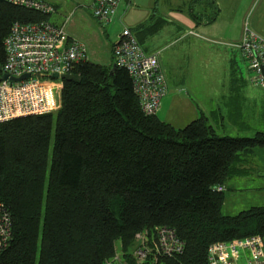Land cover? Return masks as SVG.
<instances>
[{
  "label": "trees",
  "instance_id": "1",
  "mask_svg": "<svg viewBox=\"0 0 264 264\" xmlns=\"http://www.w3.org/2000/svg\"><path fill=\"white\" fill-rule=\"evenodd\" d=\"M53 13L0 0V81L13 25ZM114 65L81 63L80 83L59 80L56 115L0 123V202L12 216L0 264H106L119 252L138 264L136 235L158 227L175 230L185 246L159 264H208L216 242L264 237V207L221 212L226 180L264 146V133L221 136L205 116L183 128L146 116L129 73H111Z\"/></svg>",
  "mask_w": 264,
  "mask_h": 264
},
{
  "label": "built area",
  "instance_id": "2",
  "mask_svg": "<svg viewBox=\"0 0 264 264\" xmlns=\"http://www.w3.org/2000/svg\"><path fill=\"white\" fill-rule=\"evenodd\" d=\"M5 1L44 14L55 11L52 5L42 1ZM124 4L125 0H93L90 4L92 16L103 24H112L123 18L129 7ZM120 26L119 41L113 52L114 64L129 73L142 112L146 116H154L169 91L160 53H146L135 33L121 20ZM4 46L6 61L3 72L8 78L0 81V123L56 112L59 108L54 106L49 96L54 86L53 75L75 74L79 64L90 62L88 44L70 36L66 25L59 26L50 21L15 23ZM228 46L234 48L246 63L247 81L264 89V37L252 30L245 19L240 41ZM25 75L29 77L12 81V78ZM216 190L224 191L223 187H216ZM135 239L139 245L133 256L138 264H159L161 258L184 254V243L176 231L168 227L156 228L152 236L147 231L140 232ZM11 241L12 216L7 206L0 202V253L10 247ZM106 264L126 263L116 253ZM208 264H264V237L252 235L216 242L209 248Z\"/></svg>",
  "mask_w": 264,
  "mask_h": 264
},
{
  "label": "rangeland",
  "instance_id": "3",
  "mask_svg": "<svg viewBox=\"0 0 264 264\" xmlns=\"http://www.w3.org/2000/svg\"><path fill=\"white\" fill-rule=\"evenodd\" d=\"M61 1L65 2V4H62V9H65L66 3L69 8L75 6L74 4L71 7V0ZM127 1L129 7L125 13L124 21L127 23L129 22L127 17L132 12L136 13L140 19H143L145 7L148 5L149 0ZM232 1L238 5L241 4V7L247 5L248 12L245 19L250 24L252 30L264 37V0ZM174 2L175 0H171V3ZM179 2L180 0H177V3ZM166 3H168V1H166ZM89 4L90 3H88V7L90 6ZM188 7L189 5H181L177 10L186 11ZM220 8H222L221 12L223 14L229 15L236 10V8L230 4H222ZM84 10L88 15L92 13L91 6ZM119 30H121L120 24L115 32ZM170 40L166 42L158 41L159 43L155 48L156 51H162V55H159V59L161 58L162 66L164 71H166V77H168L167 79H169L174 87V90L168 91L162 102L172 94L180 93L188 96L195 104L205 108L208 106L210 108L214 105L224 116H227L228 113L233 111L236 114L234 121L238 124L234 125L228 120L222 121L219 129L220 133H218L221 136L254 137L257 133H264V89L253 86L247 81L246 63L242 62L237 51L235 52L231 49L221 47L204 48L196 44V50L194 51L193 45L191 46V44L195 42L193 40H188L181 44H173L172 42V45L167 47V43L170 42ZM231 63H233L234 69L237 72L235 76L239 78L238 80L236 77H233V85L241 88L242 92L245 94V102L240 104L235 110L232 109L229 111L225 102L226 98L223 99V96H228L230 86L233 87L230 79H228V71L229 67H231ZM54 85H57L59 88V80L55 79ZM52 90L53 89L50 90V97L53 95ZM162 106L163 103L156 115H158V118L162 121L173 123L176 128H183L196 119L195 114H191V112L186 111L185 113H180L175 111V113H169L167 109L164 106L162 108ZM54 114L56 115V112H54ZM53 147L54 130L51 137L47 176H49ZM245 159L246 161L242 164V168L245 169L242 170L241 173L232 175L225 182L224 200L221 209V212L225 216H235L253 207H264V146L256 147L251 156ZM117 247L119 252V242L117 243ZM119 253L121 254V252Z\"/></svg>",
  "mask_w": 264,
  "mask_h": 264
},
{
  "label": "crops",
  "instance_id": "4",
  "mask_svg": "<svg viewBox=\"0 0 264 264\" xmlns=\"http://www.w3.org/2000/svg\"><path fill=\"white\" fill-rule=\"evenodd\" d=\"M45 1L56 6V11L50 16L49 21L59 26L66 25L70 36L82 39L88 44L90 62L103 66H108L114 62L112 54L114 48L118 44L120 34V30L118 32H115V30L119 27L120 20L124 25L126 24L131 28L145 52L149 54L160 53L162 55V51H156L155 48L160 41L166 42L170 39V42L167 43V47L171 46L172 42L173 44H181L188 40H193L195 42L191 44V46L193 45L194 51L196 50V44L204 48L221 47L236 52L234 48L228 45L230 43L236 44L240 41L245 17L248 12L247 5L241 7V4L238 5L232 0H180L179 3H177V0H175L174 3H171V0H149L148 5L145 7L143 19H140L136 13L132 12L127 17L129 22H125L124 17L127 12L126 10L123 18L112 24L106 25L94 19L92 13L88 15L85 12L84 9L89 8L90 6L88 7V3L91 4L93 0H71V7L74 4L75 6L69 8L66 3L65 9H62V4H65V2L61 0ZM166 1H168V3H166ZM126 3L129 6L127 0H125L124 5H126ZM179 4L182 6L189 5V7L186 11H178L177 8L181 6ZM222 4H230L234 6L236 10L230 13V15L223 14L221 12L222 8H220ZM190 32H194V34L190 35ZM160 63L162 65L161 58ZM235 74H237V72L234 69L233 63H231V67H229L228 71V79H230L232 85L234 80L233 77L239 80ZM167 80L169 83V90H174L169 79ZM52 89V103L59 108L60 89L57 85H54ZM244 96L245 94L242 92L241 88L233 85V87L230 86L228 90V96L224 95L223 99L226 98L225 102L230 111L232 109L235 110V108L245 102ZM162 103L169 113H175V111L185 113L188 111L191 112V114H195L196 119L199 118V116H205L217 133H220L219 129L222 121L228 120L234 125L238 124L234 121L236 114L233 111L228 113L227 116H224L214 105L210 108L209 106L205 108L195 104L188 96L180 93L172 94L165 99L164 102L161 101V104ZM164 122L175 127V125L169 121Z\"/></svg>",
  "mask_w": 264,
  "mask_h": 264
},
{
  "label": "water",
  "instance_id": "5",
  "mask_svg": "<svg viewBox=\"0 0 264 264\" xmlns=\"http://www.w3.org/2000/svg\"><path fill=\"white\" fill-rule=\"evenodd\" d=\"M115 70H116V65L113 66L111 73H113ZM28 77H29L28 75H25V76L18 78V79L12 78V81H20V80L26 79ZM7 78H8V76L6 74H4L2 77V80H6ZM53 79L63 80V81L64 80L65 81H72V82H76V83H80L82 80V78L77 74H65V75L55 74V75H53Z\"/></svg>",
  "mask_w": 264,
  "mask_h": 264
}]
</instances>
